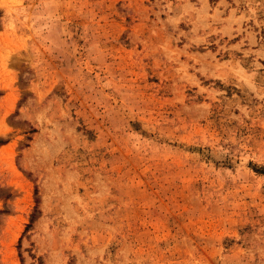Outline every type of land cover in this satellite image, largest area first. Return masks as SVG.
<instances>
[{
    "label": "rangeland",
    "instance_id": "1",
    "mask_svg": "<svg viewBox=\"0 0 264 264\" xmlns=\"http://www.w3.org/2000/svg\"><path fill=\"white\" fill-rule=\"evenodd\" d=\"M0 264H264V0H0Z\"/></svg>",
    "mask_w": 264,
    "mask_h": 264
}]
</instances>
